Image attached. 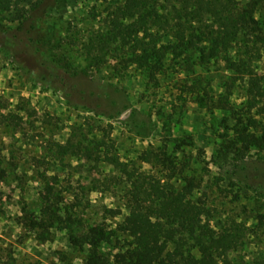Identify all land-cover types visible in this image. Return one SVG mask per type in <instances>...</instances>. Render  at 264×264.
Instances as JSON below:
<instances>
[{"label":"trees","instance_id":"16d2710c","mask_svg":"<svg viewBox=\"0 0 264 264\" xmlns=\"http://www.w3.org/2000/svg\"><path fill=\"white\" fill-rule=\"evenodd\" d=\"M29 3L0 0V12ZM93 13L99 18L82 43L88 68L118 83L133 73L150 87L175 79L180 107L191 102L221 117L217 152L236 171L253 153H264V76L254 65L264 52V0H99ZM62 68L85 74L70 64ZM240 83L244 96L236 104L231 96ZM83 139L58 144L54 155L80 153L106 167L89 185L117 200L102 207V219L122 218L108 225L84 220L76 204L63 202L64 189L51 175L43 180L39 212L31 221L39 240H48L53 230L66 231L71 245L85 250L81 264H213L244 244L242 223L210 227L211 211L196 195L202 182L196 162L177 154L189 142L173 138V150L166 142L149 144L127 161L109 153L95 134ZM258 217L261 223L264 214Z\"/></svg>","mask_w":264,"mask_h":264},{"label":"rangeland","instance_id":"374dc122","mask_svg":"<svg viewBox=\"0 0 264 264\" xmlns=\"http://www.w3.org/2000/svg\"><path fill=\"white\" fill-rule=\"evenodd\" d=\"M36 2L0 12V170L5 171L0 181V264L83 262L85 250L74 248L66 231L53 230L41 241L31 227L45 177H58L63 202L76 204L84 220L108 225L122 218L102 219V207H113L117 200L89 185L103 177L106 167L80 153L61 159L54 155L58 144L68 139L86 143L83 136L92 134L109 153L127 161L149 144L162 141L173 150V138L189 142L177 154L196 162L202 176L196 195L211 211L210 227L217 231L235 220L246 231L244 244L213 264H264V219L258 221L264 214V153H253L236 171L217 152L221 117L191 102L180 107L175 79L150 87L133 73L118 83L104 71L88 68L82 43L99 18L95 13L93 19L99 0ZM66 64L85 74H67L62 70ZM254 65L264 76V52ZM243 96L240 83L231 100L239 104Z\"/></svg>","mask_w":264,"mask_h":264}]
</instances>
